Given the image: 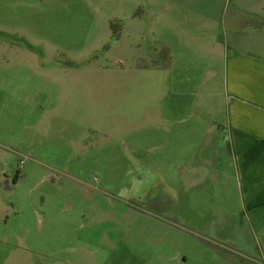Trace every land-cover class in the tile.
Here are the masks:
<instances>
[{
	"label": "rangeland",
	"instance_id": "374dc122",
	"mask_svg": "<svg viewBox=\"0 0 264 264\" xmlns=\"http://www.w3.org/2000/svg\"><path fill=\"white\" fill-rule=\"evenodd\" d=\"M257 2L0 0V264H212L211 213L239 216L223 58Z\"/></svg>",
	"mask_w": 264,
	"mask_h": 264
},
{
	"label": "crops",
	"instance_id": "0c3cea01",
	"mask_svg": "<svg viewBox=\"0 0 264 264\" xmlns=\"http://www.w3.org/2000/svg\"><path fill=\"white\" fill-rule=\"evenodd\" d=\"M256 4L259 10L247 12L259 21L246 10L240 15L238 25L244 26L237 29H245L244 34L237 33L240 40L231 41L232 51L226 49L223 58L224 119L218 126L228 142L239 216L229 224L225 209L211 213L209 224L219 227L226 242L216 246L218 254L205 257L212 264H264V0ZM225 178L219 182L223 193Z\"/></svg>",
	"mask_w": 264,
	"mask_h": 264
}]
</instances>
